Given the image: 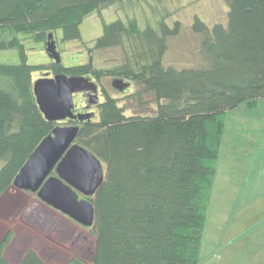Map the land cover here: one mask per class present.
Wrapping results in <instances>:
<instances>
[{
    "label": "trees",
    "instance_id": "obj_1",
    "mask_svg": "<svg viewBox=\"0 0 264 264\" xmlns=\"http://www.w3.org/2000/svg\"><path fill=\"white\" fill-rule=\"evenodd\" d=\"M115 1L0 0V27L18 32L12 44L20 54L15 63L0 62V195L54 126L77 125L75 142L105 165L101 184L88 198L94 206L89 227L96 239L94 255L89 261L72 256L66 264H202L225 113L264 98V0H223L225 21L211 25L195 14L190 29L199 36L197 65L163 62L167 38L181 29L180 20L168 21L181 7H170L175 0H145L150 16L103 24L93 48L120 47L122 54L106 71L91 61L44 65L25 56L22 38L43 43L57 29L63 39L77 38L84 16ZM43 69L89 79L97 89L88 94L95 97L93 110L78 113L81 119L47 120L32 87L33 71ZM103 75H112L111 83H138L136 97L149 92L155 106L125 115L98 85ZM11 235L8 231L0 240V264H11L3 256ZM16 264L58 263L28 249Z\"/></svg>",
    "mask_w": 264,
    "mask_h": 264
},
{
    "label": "rangeland",
    "instance_id": "obj_2",
    "mask_svg": "<svg viewBox=\"0 0 264 264\" xmlns=\"http://www.w3.org/2000/svg\"><path fill=\"white\" fill-rule=\"evenodd\" d=\"M178 6L181 7L168 21L171 23L174 19L180 20L181 29L177 35L167 38L163 62L175 67L197 65L201 62V57L198 52L199 36L190 29L193 16L198 15L209 25L216 21L223 22L226 6L223 0H175L170 3V7ZM142 7L145 9L144 12L141 10ZM131 15L134 17L136 15L140 20L147 15L150 16L151 11L147 2L116 0L113 4L87 14L79 22L80 35L77 38L63 39L61 29H57L51 39L57 43L55 47L62 63L70 65L91 61L95 69L106 71L113 68L122 58L120 47L94 49L93 40L101 34L105 22L117 18L125 20ZM15 36H18V32L14 28L0 27V62L15 63L19 60V47L12 44ZM22 42L25 56L30 63L48 65L50 58L45 49L46 44L30 38H22ZM46 71L48 70L33 71L32 78H37L47 73ZM47 75L50 76L52 73L49 72ZM111 78L112 75H103L98 85L116 98L117 105L123 108L125 115L143 113L147 107L155 106L153 95L149 92L142 96L147 103L136 97V91L140 87L138 83L133 81L130 88L129 85L122 86L120 83L122 87L119 89L116 84L111 83ZM89 93L93 95L94 92L92 89L75 92L73 95L75 107L80 108L84 104L85 94ZM100 99L103 100L102 94ZM224 119L225 126L219 146L220 157L218 156L219 161L216 163L199 259L213 253L207 260L208 263L217 264L218 259L219 264H264V98H258L249 104L245 101L240 103L235 108L227 110ZM102 164L105 165L104 162ZM32 197L37 199L35 194ZM82 197L83 195L79 193V198ZM47 207L56 217L48 219L49 224L46 227L50 231L49 237L44 234L41 224L34 219L29 220V223H23L25 229L32 232L29 236L33 242L32 246H40L41 240L48 239L45 242L48 252L59 250L62 253L56 261H65V257L73 255L89 261L95 241L92 230L72 221L77 227L71 228L67 233L72 234L75 239L73 238V242L66 241L70 239L69 236L59 235L54 231V227L57 218L67 220L69 218L50 206ZM14 220L12 225L22 226L18 218ZM2 221L4 219L0 218L1 227L4 225ZM44 225L46 224L43 223ZM222 255L224 258L220 261L219 257Z\"/></svg>",
    "mask_w": 264,
    "mask_h": 264
},
{
    "label": "water",
    "instance_id": "obj_3",
    "mask_svg": "<svg viewBox=\"0 0 264 264\" xmlns=\"http://www.w3.org/2000/svg\"><path fill=\"white\" fill-rule=\"evenodd\" d=\"M48 34L45 49L52 59L60 61L55 42ZM121 89L126 83L113 80ZM37 105L47 120H62L82 116L73 112V94L96 87L82 76L66 73L41 75L33 81ZM77 125H56L44 136L15 174L12 186L33 192L44 204L61 212L83 226L94 221L92 197L103 180L104 167L90 150L75 142ZM52 171L54 173H52ZM79 193L84 197L79 198Z\"/></svg>",
    "mask_w": 264,
    "mask_h": 264
},
{
    "label": "crops",
    "instance_id": "obj_4",
    "mask_svg": "<svg viewBox=\"0 0 264 264\" xmlns=\"http://www.w3.org/2000/svg\"><path fill=\"white\" fill-rule=\"evenodd\" d=\"M218 156L220 157V155ZM33 194V192L27 190L10 187L0 195V218L2 220L4 219V221H2L4 225L2 227L0 226V240L8 231H10L12 234L8 243L3 249V256L9 261V263L16 264L28 249H33L45 262L66 264L72 256L65 257L66 260L62 262L56 261V259L62 256V253L59 250L48 252L47 244H45L48 239H44V241L41 240L42 245L40 246H32L33 242L29 237L32 232L31 230L25 229V225L23 223H29V220L34 219L41 224L42 228H44V234L49 237L48 233L50 231L47 229L48 227H46L49 224L48 219L56 218L55 215L48 210L46 204L38 200V198L36 199L32 197ZM14 218H18L22 226H20L19 224L12 225ZM57 219L58 220L55 224L54 231L61 236H69L70 239L66 241L73 242L72 240L75 239L74 236L67 232H70L71 228L77 227V225L65 218ZM43 223H45L46 225L43 226ZM41 226L39 228H41ZM9 229H11L12 231ZM95 243L96 239L94 241V249L93 251H91L92 253L90 252V260L95 252ZM212 255L213 253L208 254V256H204L200 260L201 263L212 264L207 262V260L210 259ZM223 258L224 255L220 256L219 260L222 261L221 259ZM217 264H219L218 259Z\"/></svg>",
    "mask_w": 264,
    "mask_h": 264
},
{
    "label": "flooded vegetation",
    "instance_id": "obj_5",
    "mask_svg": "<svg viewBox=\"0 0 264 264\" xmlns=\"http://www.w3.org/2000/svg\"><path fill=\"white\" fill-rule=\"evenodd\" d=\"M54 35V34H53ZM48 41V38L46 39V40H44V42H43V44H46V42ZM55 44H56V47H57V43H56V41H55ZM57 49V48H56ZM47 55H48V53H47ZM49 56V55H48ZM50 58V60H54V59H52L51 57H49ZM60 61H62L61 59H60ZM130 88V87H129ZM98 91H99V93L101 94V92H100V90L98 89ZM99 93H97V95H98V100H99V98H100V94ZM74 95V94H73ZM95 100V97H92V96H89L88 94L86 95L85 94V97H84V104L80 107V108H78V107H75V104H74V107H73V112L74 113H76V114H78V113H80V112H85V111H92L93 110V108H94V104H92V105H90V102H93ZM73 102H74V96H73ZM87 105H89V108L87 107ZM87 108V109H86ZM84 197V196H83ZM89 198V197H88ZM90 200V199H89ZM65 217H67L66 215H64ZM67 218H69V217H67ZM69 220H71V221H73V222H75L74 220H72L71 218H69ZM77 223V222H76ZM77 224H79V223H77ZM79 225H81V224H79ZM81 226H83V225H81ZM84 227H86V226H84ZM90 226H88V227H86V228H89Z\"/></svg>",
    "mask_w": 264,
    "mask_h": 264
}]
</instances>
